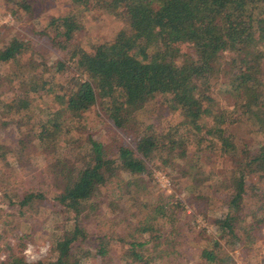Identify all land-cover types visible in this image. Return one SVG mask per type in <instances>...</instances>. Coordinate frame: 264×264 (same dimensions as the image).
Listing matches in <instances>:
<instances>
[{"label": "trees", "instance_id": "obj_1", "mask_svg": "<svg viewBox=\"0 0 264 264\" xmlns=\"http://www.w3.org/2000/svg\"><path fill=\"white\" fill-rule=\"evenodd\" d=\"M5 2L38 25L36 32L52 46L46 58L19 36L0 44V72H8L0 74V110L20 128L17 147L0 140V163L13 150H46L39 171L45 183L5 197L21 208L52 195L69 227L49 256L30 262L11 252L4 264H91L94 257L96 264H109L113 246L124 264L168 262L184 240L177 238L184 211L171 194L157 193L153 166L169 167L175 184L203 196L202 212L219 207L215 219L225 243L210 239L199 254L204 264H223L230 257L226 244L258 248L264 226V0ZM61 2L68 7L56 11ZM50 5L53 12H47ZM96 10L123 25L114 37L86 47L74 37L86 13ZM37 95L49 96L50 103ZM151 104L153 114L140 118ZM105 119L114 128L111 136L96 131ZM113 203L120 215L106 216L103 205Z\"/></svg>", "mask_w": 264, "mask_h": 264}, {"label": "rangeland", "instance_id": "obj_2", "mask_svg": "<svg viewBox=\"0 0 264 264\" xmlns=\"http://www.w3.org/2000/svg\"><path fill=\"white\" fill-rule=\"evenodd\" d=\"M67 7V2H61L60 8L56 11ZM47 9V12H53L51 10H54V7L50 5ZM122 25L123 23L110 12L96 10L94 13H86L82 20V27L77 31L74 39L80 42L81 45L88 47L98 39L114 37L116 32L122 28ZM35 28L40 27L34 25L25 13L17 11L5 0H0V44H6L13 36H19L30 44L33 43L41 54L49 58L48 49L52 47L50 41L47 40L46 34L36 32ZM23 56L25 58L30 57V50L23 52ZM38 58L36 60L40 61L39 56ZM21 67L23 70L28 69L27 65H21ZM23 72L27 73L28 71ZM0 74L4 76L8 72H0ZM29 74H33L32 70H29ZM58 75L56 74V79L60 78ZM35 100L50 103V98L46 95H37ZM155 106V104H151L142 109L139 114L140 118L153 114L151 112L155 109ZM0 114L2 115L0 119L6 117L4 121H0L1 142L4 141L11 147H17L15 140L19 135L20 128L17 126L15 119H10V113H2L0 110ZM95 128L102 136H111L114 131L112 124L106 119ZM258 137L261 139L263 134L259 133ZM22 152L23 154L19 155L16 150H13L10 152L6 164L0 163V264H4L2 260L6 255L9 256L11 252H19L30 262L49 256L50 247L54 240L69 227V222L63 218L60 204L51 197L52 195L46 199L36 198L29 205L21 208L16 204H12L8 201V197H5L7 193H22L24 190L45 183L40 177L39 171L46 165V159L42 154L46 150L41 152L39 148L36 151L27 147L22 149ZM52 165L54 169L59 167L56 161ZM5 168L8 169L5 171ZM123 171L119 169L118 173L126 177L127 174ZM151 174L157 187V193L167 198L171 194V200L179 201V206L184 211V214L181 213V217L184 218L182 235L180 234L181 236L177 237L184 240H182V243L173 246V254L168 257V262L161 260L162 258H155L154 264H204L205 262L199 255L203 246L213 238L221 243L224 241L223 237H220L219 223L215 219L220 213L219 207L210 206L206 213L202 212L201 210L205 207L203 196H195L182 189L181 184H175L169 167L153 166ZM102 210L106 216L107 214L111 217L120 215L116 203L103 205ZM187 214L194 216L195 223L191 221ZM103 217L105 216L101 214V218ZM91 220L92 218L89 221L90 227L96 229ZM258 239L259 246L257 249L254 248L253 244L248 249H241L236 245L231 249V246L226 244L230 257L225 259L223 264H264V226L259 229ZM86 244L94 245L91 241ZM119 253L120 249L117 246L110 249L109 254L112 257L109 264H124L123 257L121 254L119 256ZM247 254L252 255L250 260H248ZM90 260L91 264H96L99 259L94 257Z\"/></svg>", "mask_w": 264, "mask_h": 264}, {"label": "built area", "instance_id": "obj_3", "mask_svg": "<svg viewBox=\"0 0 264 264\" xmlns=\"http://www.w3.org/2000/svg\"><path fill=\"white\" fill-rule=\"evenodd\" d=\"M163 176H164V173H163ZM241 264V263H240Z\"/></svg>", "mask_w": 264, "mask_h": 264}]
</instances>
